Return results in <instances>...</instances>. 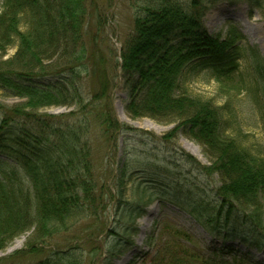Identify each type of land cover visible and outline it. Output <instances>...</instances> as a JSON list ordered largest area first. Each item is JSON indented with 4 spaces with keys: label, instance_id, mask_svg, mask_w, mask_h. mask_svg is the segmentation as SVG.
Listing matches in <instances>:
<instances>
[{
    "label": "trees",
    "instance_id": "16d2710c",
    "mask_svg": "<svg viewBox=\"0 0 264 264\" xmlns=\"http://www.w3.org/2000/svg\"><path fill=\"white\" fill-rule=\"evenodd\" d=\"M219 1L149 0L143 6L120 55L128 96L125 109L131 117L173 124L165 140L181 134L203 147L210 165H202L184 150L182 159L207 176L218 175L221 184L213 196L201 195L188 184L194 212L214 236L264 251V159L236 139L222 136L221 112L212 102L180 91L186 67L230 77L247 56L245 36L238 27L231 26L226 38L205 27L206 3ZM227 1L261 6L259 0ZM106 22L105 11L96 8L95 0H3L0 91L20 101L10 106L0 102V156L11 160L3 162L0 177V252L30 232L27 247L40 254L47 240L98 216L105 205L91 134L98 126L113 138L121 129L109 95L111 77L102 65L100 43ZM15 46L16 52L8 56ZM249 54L264 85V58L253 48ZM88 82L91 90H86ZM52 106L73 110L57 115L42 111ZM125 178L122 169L119 203L125 197ZM155 199L150 194L124 203L120 214L130 226L121 234L130 237L126 242L114 238L107 257L114 260L124 253L137 233L136 221ZM81 255L75 248L54 250L36 264H83ZM197 262L194 254L168 247L151 264Z\"/></svg>",
    "mask_w": 264,
    "mask_h": 264
},
{
    "label": "rangeland",
    "instance_id": "374dc122",
    "mask_svg": "<svg viewBox=\"0 0 264 264\" xmlns=\"http://www.w3.org/2000/svg\"><path fill=\"white\" fill-rule=\"evenodd\" d=\"M148 1L95 0L96 8L105 11L107 16L100 43L104 54L102 65L111 77L109 95L115 117L121 124L113 138L98 126L91 134L95 171L106 195L104 207L98 216L78 222L68 232L47 240L45 251L40 254L31 253L27 247L30 232L16 238L0 252V264H36L54 250L69 248L82 254L83 264H121L122 261L125 264H151L152 259L168 247L194 254L198 257L197 264H264V251L249 250L238 241H225L214 236L194 212L188 184L195 185L204 196H213L221 184L218 175L207 176L182 159L181 150H184L202 165H210L203 147L181 134L173 140H165L173 124L148 117H131L125 109L128 96L121 77V50L134 30L136 15ZM182 1L189 3V0ZM259 1L261 6L248 1L206 3L204 25L209 33L226 38L231 26L238 27L245 36L242 46L247 50V56L230 77H221L211 69L186 67L180 78V91L212 102L221 112L222 136L236 139L244 148L264 159V85L249 54L253 48L264 58V0ZM2 3L0 0V10ZM246 25L257 33H249ZM22 28H26L25 23ZM16 50V46L11 48L8 56ZM92 88L88 82L86 90ZM19 101L0 91L1 103L10 106ZM70 110L73 107L52 106L42 111L57 115ZM4 161L11 163L0 156V177L5 170ZM122 169L126 171V186L125 197L119 203L120 196L116 193ZM150 194L156 199L136 221L137 233L125 245L124 253L111 260L107 257L108 244L114 238L122 237L126 242L130 237L124 232L121 234V229L130 223L122 218L120 209L125 202ZM96 226L98 228L94 229Z\"/></svg>",
    "mask_w": 264,
    "mask_h": 264
},
{
    "label": "bare ground",
    "instance_id": "6f19581e",
    "mask_svg": "<svg viewBox=\"0 0 264 264\" xmlns=\"http://www.w3.org/2000/svg\"><path fill=\"white\" fill-rule=\"evenodd\" d=\"M247 26V25H246ZM247 31L249 32V33H253V34H256L257 33V31L256 30H253L252 28H251V26H247ZM121 264H125V261H122L121 262Z\"/></svg>",
    "mask_w": 264,
    "mask_h": 264
}]
</instances>
